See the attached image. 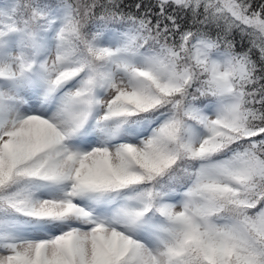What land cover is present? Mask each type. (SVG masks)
<instances>
[{
    "label": "snow or ice",
    "instance_id": "snow-or-ice-1",
    "mask_svg": "<svg viewBox=\"0 0 264 264\" xmlns=\"http://www.w3.org/2000/svg\"><path fill=\"white\" fill-rule=\"evenodd\" d=\"M0 264H264V0H0Z\"/></svg>",
    "mask_w": 264,
    "mask_h": 264
}]
</instances>
